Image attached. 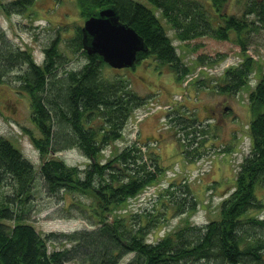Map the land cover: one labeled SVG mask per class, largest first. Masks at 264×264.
I'll return each mask as SVG.
<instances>
[{"label": "trees", "instance_id": "1", "mask_svg": "<svg viewBox=\"0 0 264 264\" xmlns=\"http://www.w3.org/2000/svg\"><path fill=\"white\" fill-rule=\"evenodd\" d=\"M146 1L89 0L80 16L85 20L113 6L120 21L136 30L147 45L146 52L137 54L136 65L151 58L166 65L178 83H184L192 71L178 54L169 30L182 44L208 37L230 41L243 54L258 43L264 46V0ZM33 3L13 0L2 8L19 13ZM55 30L43 51L44 60L37 63L0 26V82L10 80L28 95L38 133L24 131L43 158L37 169L0 135V264H120L125 257L128 264H264V217L252 213L264 208V196L258 194L264 188V70L248 96L253 115L248 127L251 150L239 165L233 191L220 203L219 218L198 225L185 221L150 242L157 227L195 212L199 201L189 182L174 181L151 208L125 212L110 221L105 218L128 206L165 172L154 141L143 144L137 139L101 161L104 150L123 138L131 115L148 101L121 74L103 75L109 64L99 54L86 52L82 26L70 32L63 26ZM71 55L84 56L81 67H69ZM197 60L212 65L219 59L201 55ZM254 71V60L246 55L227 68L213 88L235 95L249 84ZM206 82L198 80V89L208 87ZM168 125L187 162L205 158L208 144L216 145L210 140L219 138L217 128L199 122L188 107L171 115ZM74 148L86 156L84 168L52 157ZM38 191L59 198L62 213L78 209L83 219L95 220H88L89 228L43 236L30 220ZM76 194L92 198L93 203L86 204L89 209L80 205ZM54 240L64 247L49 250V241Z\"/></svg>", "mask_w": 264, "mask_h": 264}, {"label": "rangeland", "instance_id": "2", "mask_svg": "<svg viewBox=\"0 0 264 264\" xmlns=\"http://www.w3.org/2000/svg\"><path fill=\"white\" fill-rule=\"evenodd\" d=\"M10 1L13 0H0V26L5 29L14 44L29 50L37 63H42L44 60L43 51L56 36L55 29L63 26L70 32L72 28L84 25L85 21L80 16V9H86L89 4V0H34L24 12L7 13L2 6ZM141 1L148 3L146 0ZM169 35L181 59L191 67V75L184 83L176 82L174 74L166 65H161L151 58L141 61L135 68L116 70L106 65L103 69V75L107 78H113L115 73L127 78L135 93L145 97L148 103L131 115L123 138L104 150L101 161H107L119 149L137 139L143 144L154 141L165 170L157 183L131 198L128 206L118 212H112L107 216L105 214V218L110 221L114 216H120L125 212L132 213V211L151 208L163 188L174 181L189 182L199 201L195 212L182 217H172L168 222L157 227L149 237L150 242H155L165 234L176 230L180 225H184L185 221L198 225L219 218L220 203L233 191L239 165L251 150V134L248 127L253 115L250 112L248 96L264 70V46L260 43L243 54L241 48L230 41L201 37L200 40L182 44L175 39L170 30ZM201 55L219 60L212 65H203L197 60ZM246 55L253 58L255 68L254 73L249 77V84L235 95L216 92L213 86L220 81L227 68L239 64ZM72 57L74 60L72 58L69 67H81L84 56ZM203 78L206 79L208 87L198 89L197 82ZM186 107L190 110V114L193 111L197 114L199 122L210 124V129L211 126L217 128L216 132L219 135L216 141L210 140L216 145L208 144L210 147L205 158L193 163L187 162L184 158L182 149L173 136V130L171 131L168 125L171 115ZM30 115L28 95L10 80L0 82V135L10 140L39 169L43 158L32 143L31 136L24 131V128H27L38 133ZM210 135H214L212 130ZM52 157H58L69 165H78L81 168H84L88 162L86 156L75 148L63 150L53 154ZM258 194L260 197L264 196V188ZM74 196L80 205L86 208L88 204L93 203L92 198L88 196L77 194ZM36 197L30 220L43 236L50 233L67 234L89 228V221L95 220L93 217L83 219L78 209L75 212L62 213L61 204H58L59 198L47 197L45 194H40V191ZM71 200V196H68L67 202ZM252 213L263 218L264 208L262 211ZM61 247H64L63 242L49 241V250H57ZM128 261L129 257H125L120 264H128Z\"/></svg>", "mask_w": 264, "mask_h": 264}, {"label": "water", "instance_id": "3", "mask_svg": "<svg viewBox=\"0 0 264 264\" xmlns=\"http://www.w3.org/2000/svg\"><path fill=\"white\" fill-rule=\"evenodd\" d=\"M83 43L90 55L99 54L113 68H131L137 54L146 52L147 45L140 35L119 19L117 9L101 8L84 20Z\"/></svg>", "mask_w": 264, "mask_h": 264}, {"label": "bare ground", "instance_id": "4", "mask_svg": "<svg viewBox=\"0 0 264 264\" xmlns=\"http://www.w3.org/2000/svg\"><path fill=\"white\" fill-rule=\"evenodd\" d=\"M107 64H109V63H107ZM110 67H111V65H109ZM135 66H136V64H135ZM111 68H113V67H111ZM125 68H127V67H125ZM125 68H122V69H125ZM114 69V68H113ZM116 69H120V68H116Z\"/></svg>", "mask_w": 264, "mask_h": 264}]
</instances>
